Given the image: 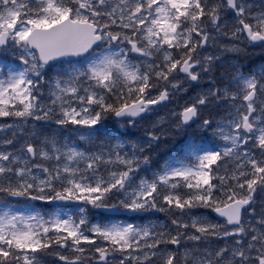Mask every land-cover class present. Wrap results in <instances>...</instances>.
<instances>
[{
	"label": "snow or ice",
	"instance_id": "1",
	"mask_svg": "<svg viewBox=\"0 0 264 264\" xmlns=\"http://www.w3.org/2000/svg\"><path fill=\"white\" fill-rule=\"evenodd\" d=\"M0 264H264V0H0Z\"/></svg>",
	"mask_w": 264,
	"mask_h": 264
},
{
	"label": "rangeland",
	"instance_id": "2",
	"mask_svg": "<svg viewBox=\"0 0 264 264\" xmlns=\"http://www.w3.org/2000/svg\"><path fill=\"white\" fill-rule=\"evenodd\" d=\"M228 63H236L238 65H247L249 67H256L258 68L259 65L262 63V61L259 59V53L258 51L255 53H252L251 50L249 51V54L240 53L238 56H231ZM170 148V144H161L159 148L157 149V152L160 155H166L168 150Z\"/></svg>",
	"mask_w": 264,
	"mask_h": 264
}]
</instances>
